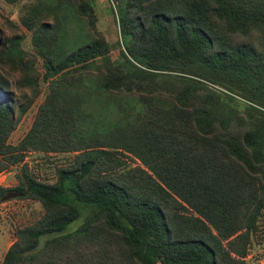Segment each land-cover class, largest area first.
Wrapping results in <instances>:
<instances>
[{
	"label": "trees",
	"instance_id": "obj_1",
	"mask_svg": "<svg viewBox=\"0 0 264 264\" xmlns=\"http://www.w3.org/2000/svg\"><path fill=\"white\" fill-rule=\"evenodd\" d=\"M112 1L122 60L96 35L62 57L40 51L43 77L65 79L79 65L103 92L135 96L142 114L112 131L141 164L77 146L70 109L51 97L7 142L27 103L0 73V170L21 161L28 143L72 152L53 181L23 163L16 185H0V196L15 190L43 207L14 229L0 264H248L249 234L264 214V0ZM159 74L171 80L158 90L148 80ZM27 75L19 85L34 91Z\"/></svg>",
	"mask_w": 264,
	"mask_h": 264
},
{
	"label": "rangeland",
	"instance_id": "obj_2",
	"mask_svg": "<svg viewBox=\"0 0 264 264\" xmlns=\"http://www.w3.org/2000/svg\"><path fill=\"white\" fill-rule=\"evenodd\" d=\"M116 7L117 3L112 0H0V73L6 77L16 102L27 103L15 127L7 135V142L15 144L23 137L40 104L51 97L50 104L57 106L58 100L59 104L70 109L72 116L67 126L73 123L78 128L76 135H73L77 146H100L111 150L119 158L117 162L122 161L121 164L131 165L133 161L141 164L138 157L122 147L123 140L113 136L117 132L112 131L142 114L143 107L135 101V96V99L128 98L116 90L103 92L96 78H87V67L79 65H71L66 70L65 79H59L58 73L44 78L45 68L39 54L40 51H51L62 57L94 36L101 35L108 43V57L116 63L122 60L119 51L123 46L115 16ZM90 18L93 19V26L89 23ZM95 63L90 67L94 75L98 65ZM27 73L35 78L34 91L29 85H19L26 81ZM168 80L171 77L159 74L153 80H148V85L159 90ZM206 83L218 90H225L217 84ZM233 98L237 100L238 108L243 109L245 100L238 96ZM14 114H17L16 109ZM40 144L28 143L21 161L0 170V185H16L17 176H22L20 168L23 163H26L27 172L34 178L54 180L55 167L67 162L72 152L49 150L46 145ZM42 211L40 202L32 198H0V263L14 238V229L32 222ZM77 224V220L70 223L71 227ZM43 238L39 239V245ZM245 258L248 264H264V214L255 231L249 234Z\"/></svg>",
	"mask_w": 264,
	"mask_h": 264
},
{
	"label": "water",
	"instance_id": "obj_3",
	"mask_svg": "<svg viewBox=\"0 0 264 264\" xmlns=\"http://www.w3.org/2000/svg\"><path fill=\"white\" fill-rule=\"evenodd\" d=\"M19 194V192L18 191H15V190H7V191H5L2 195H1V199L3 200V199H6V198H8V197H11V196H16V195H18Z\"/></svg>",
	"mask_w": 264,
	"mask_h": 264
}]
</instances>
